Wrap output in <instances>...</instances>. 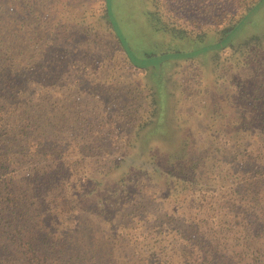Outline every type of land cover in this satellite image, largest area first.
<instances>
[{
  "label": "trees",
  "instance_id": "1",
  "mask_svg": "<svg viewBox=\"0 0 264 264\" xmlns=\"http://www.w3.org/2000/svg\"><path fill=\"white\" fill-rule=\"evenodd\" d=\"M260 2L0 0V264H264Z\"/></svg>",
  "mask_w": 264,
  "mask_h": 264
},
{
  "label": "rangeland",
  "instance_id": "2",
  "mask_svg": "<svg viewBox=\"0 0 264 264\" xmlns=\"http://www.w3.org/2000/svg\"><path fill=\"white\" fill-rule=\"evenodd\" d=\"M108 4L112 9L115 23L119 30L126 35L129 43L134 46L142 47L147 45L152 34H149V26L145 24L141 18L138 6V0H108ZM264 30V0L256 5L252 11L237 25V27L222 41L207 45L202 48L199 58L203 64L208 67L211 61V54L219 49L228 46L230 43H237L250 35H260ZM189 44V42H185ZM153 62V61H149ZM162 106L165 102L166 91L164 86L160 90Z\"/></svg>",
  "mask_w": 264,
  "mask_h": 264
}]
</instances>
